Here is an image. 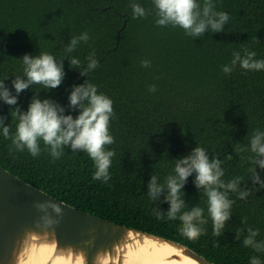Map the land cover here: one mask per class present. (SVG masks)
Instances as JSON below:
<instances>
[{
	"label": "trees",
	"instance_id": "16d2710c",
	"mask_svg": "<svg viewBox=\"0 0 264 264\" xmlns=\"http://www.w3.org/2000/svg\"><path fill=\"white\" fill-rule=\"evenodd\" d=\"M213 2L217 11L230 16L225 30L189 37L181 28L157 26L154 9L146 18H133L132 3L152 9V0H0V79L9 75L5 84L16 95L11 81L23 74L21 58L54 54L63 59L65 78L56 89L40 90L39 97L55 101L64 114L75 117L79 109L68 107L69 95L74 85L84 83L80 71L95 51L99 67L87 80L113 100L110 132L115 143L107 147L116 153L111 179L104 183L93 180L94 163L86 152L68 148L55 161L46 150L36 158L26 150L10 155L11 141L0 134V166L77 209L178 241L215 264H249L254 253L243 246V238L250 226L260 230L257 239H264V188L254 184L248 172L247 157L252 154L238 155L235 149L247 147L255 130L264 131V70L246 71L237 65L225 74L222 67L230 64L234 51L243 55L245 48L264 59V0ZM84 31L90 34L89 42L67 53L72 36ZM72 56L81 60L80 69L69 67ZM143 60L150 61V67H142ZM152 85L155 92L149 91ZM37 87L18 95L22 111ZM10 107L15 106L0 100V118L14 131ZM197 144L210 159L224 161L225 182L243 176L240 188L251 194L246 200L230 194L233 213L220 237L212 235L209 220L207 234L190 241L180 234L179 221L154 215V208L167 212L166 191L154 203L147 192L152 175L162 182L173 173L175 160ZM228 155L233 159L226 160ZM255 167L264 180V169ZM194 179L195 173L184 186L186 203L206 210L207 198ZM257 255L264 260V254Z\"/></svg>",
	"mask_w": 264,
	"mask_h": 264
},
{
	"label": "clouds",
	"instance_id": "9594fccd",
	"mask_svg": "<svg viewBox=\"0 0 264 264\" xmlns=\"http://www.w3.org/2000/svg\"><path fill=\"white\" fill-rule=\"evenodd\" d=\"M153 8L146 9L139 3H132L131 9L133 18H146L154 9L155 24L159 27L181 28L189 37H202L206 31L223 32L224 25L228 24L230 16L225 11H217L213 0H152ZM88 31L78 36H72L70 43L66 46L67 53H73L78 46L88 43L90 40ZM230 64L224 65L222 71L225 74L231 72L239 65L246 71L264 70V59H257L255 51L243 49L232 53ZM23 74L13 75L12 87L16 95L5 84L9 75L0 79V100L9 106V115L15 120V130L4 124L0 118V134L5 140H10V155L22 153L25 150L33 157H39L42 151H47L53 161L64 155L65 149L70 148L71 152H86L94 163L95 171L93 180L108 183L111 179L110 168L114 150L107 146L115 143L114 136L110 132V122L115 117L113 100L98 90L95 83L87 80L88 73L99 67V60L95 51L86 57L87 63L83 71H80L86 79L84 83L74 85L69 95L71 109H79L78 115L64 114V107L51 99H41L40 90L48 92L61 85L65 78L63 59L47 51L39 52L31 56L25 54L22 58ZM70 68L81 67V60L72 56ZM142 67H150V61H141ZM38 86L26 111L18 106V95L29 89L30 86ZM156 86L149 88L155 92ZM43 145V147H42ZM238 155L245 151L252 155L247 157L251 164L248 172L251 173L252 181L264 188V180L260 179L256 172V165L264 169V131L255 130L247 147L235 149ZM226 160L233 157L228 155ZM241 159H244L241 156ZM224 163L217 157L209 158L208 151L197 144L188 155L181 156L175 160L173 173L167 175L162 182L156 175H152L148 184L147 195L154 203L161 193L166 191L164 201L168 203L167 212L154 208L153 212L157 219L168 221H179L180 234L190 241L198 240L202 235L207 234L209 220L212 224V235L220 237L225 229L226 223L232 216V209L236 198L246 200L251 194L250 190L240 188L243 176H236L225 182V169L221 167ZM195 173L193 181L198 190L206 197L205 207L196 204L188 207L185 200L184 186L189 176ZM62 202L45 200L35 202V208L41 213L35 220L36 230H27L18 246L13 248V264H88L86 248L94 244V237L83 241L85 247L74 248L58 247L55 227L59 225L63 217ZM54 214V215H53ZM247 224L246 218H242ZM260 236L258 228L247 227V235L243 238V246L250 248L253 255L249 264H264L261 255L264 254V239H257ZM237 239H240V231L237 232ZM158 237H146L137 233L135 237L125 235L119 243L111 249L98 251L93 259V264H118L123 246L131 243L132 255L128 256L124 264H168V256L163 255L161 250L151 243L158 240ZM141 240L144 243H141ZM48 245H52L50 249ZM120 246L119 248L117 246ZM38 251H46V255L38 256ZM172 264H175L173 261Z\"/></svg>",
	"mask_w": 264,
	"mask_h": 264
},
{
	"label": "water",
	"instance_id": "95a60500",
	"mask_svg": "<svg viewBox=\"0 0 264 264\" xmlns=\"http://www.w3.org/2000/svg\"><path fill=\"white\" fill-rule=\"evenodd\" d=\"M49 199L63 203L61 205L63 217L59 225L55 227L58 247L64 248L69 245L74 248L85 247L83 241L94 237V244L85 249L88 264H93V259L98 251L111 249L126 234L135 237L137 233L146 237H158V240H153L151 243L159 248L163 255L168 256V264H172L173 261L175 264H215L178 241L132 226L115 223L77 209L24 181L2 166H0V264H13V248L18 246L25 231H39V229H35L34 222L41 213L34 205L37 201ZM141 243L144 241L141 240ZM51 247L52 245L47 246L48 249ZM123 249L118 264H124L125 259L132 255L131 243L124 245ZM46 254V251L37 252L38 256Z\"/></svg>",
	"mask_w": 264,
	"mask_h": 264
}]
</instances>
